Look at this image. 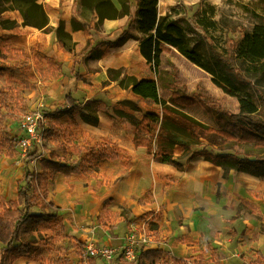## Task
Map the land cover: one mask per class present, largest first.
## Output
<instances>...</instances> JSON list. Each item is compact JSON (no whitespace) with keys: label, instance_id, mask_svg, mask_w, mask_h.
Instances as JSON below:
<instances>
[{"label":"crops","instance_id":"obj_1","mask_svg":"<svg viewBox=\"0 0 264 264\" xmlns=\"http://www.w3.org/2000/svg\"><path fill=\"white\" fill-rule=\"evenodd\" d=\"M112 1L121 9L118 0ZM130 1L131 16L135 17L137 0ZM74 4L75 0H0V89L17 88L27 100V113L34 111L37 105L30 100L43 91L48 100L45 106L44 103L39 106H44L48 113L58 107L68 108L65 98L70 92L83 104L89 100H103L109 109L99 114L98 126L85 124L79 114L75 115V124L69 126L70 118L65 115L60 119L61 126L57 127L54 137L44 142L50 149L60 142L80 146L83 149L81 155L69 152L63 157L59 152L60 158L69 164L88 158L99 146L108 145L116 158L94 162L91 171L85 175L56 176L48 188L47 200L52 207L47 212H54L57 217L39 227L43 240L39 241L35 257L20 258L13 264H107L101 259L87 260L83 256L85 245L93 243L121 249L126 237L125 227L128 230L142 226L147 219L158 223L155 239L157 237L159 242L155 241L152 247L159 246L167 260H184L203 254L208 258L209 253L196 252V235L187 233L184 225L192 223L196 215V198L202 196L205 184L214 192L216 183L221 184L227 179L221 180V169L208 162L182 160L185 169L179 171L157 162L146 148L135 145V127L126 118L134 112L124 104V108L118 106L132 101L142 110L144 100L111 81L108 70L125 68L139 80L159 82L158 76L141 55L139 42L132 39L118 48L103 45L100 58H95L100 54L95 51L84 60L89 41L92 46L98 41H115L126 27L128 17L105 20L97 30V18L91 15L88 20L75 13ZM168 12L166 8L161 9L160 0V18L166 17ZM43 16H47L48 23L39 27L36 21L40 18L43 23ZM60 21L64 22L65 31L76 43L71 52L59 45L56 29ZM169 53L179 52L175 49L165 52L162 64ZM77 74L84 80H77ZM23 81L33 84L34 88L23 87ZM120 111L126 116L121 117ZM5 123L12 138L25 137L15 119ZM67 130L72 132V137L65 136ZM177 149L179 154H176ZM177 149L175 156L180 157L183 151ZM45 154L49 156V153ZM16 159L19 157H2L0 170L11 169L17 163ZM35 161L33 168L42 173L41 160L38 165ZM19 170L21 174L15 183L7 182L5 178L0 180V199H18V182L25 175L24 160L19 163ZM249 185L255 189V179H251ZM123 211L126 214L117 217ZM245 222L251 224L249 228L254 231L256 218L248 214ZM252 233L244 237L249 240ZM120 257L123 258L119 252L115 259ZM114 264L121 263L115 260Z\"/></svg>","mask_w":264,"mask_h":264},{"label":"trees","instance_id":"obj_2","mask_svg":"<svg viewBox=\"0 0 264 264\" xmlns=\"http://www.w3.org/2000/svg\"><path fill=\"white\" fill-rule=\"evenodd\" d=\"M118 1L121 9H118L112 0H75V13H80L88 20L91 15L97 18V30L105 20L128 17L126 27L115 41H98L94 46L89 41L86 47L88 54L83 56L84 60L95 51L100 52L95 58H100L102 56L100 47L103 45L118 48L132 39L139 42L141 55L152 66L156 76L160 75L162 55L175 49L191 63L211 74L215 84H224L227 88L234 87V82L244 86L252 84L239 68L235 67L236 60L251 64L264 62V25L257 27L253 33L244 34L241 42L226 38L225 55L212 51L216 62L224 71L220 75L209 65L200 47V41L205 39L201 26L205 21L204 17L200 20L201 23L192 19L187 20L192 32L200 37L199 40H193L188 37L186 30L179 24V20H175L171 15L160 18V0H137L135 17L131 16L130 0ZM42 20L43 23H37L39 27H44L48 23L47 16H43ZM56 34L62 49L69 52L75 49L76 43L65 31L63 21L59 22ZM108 75L111 81L117 82L121 89L130 90L148 104L161 108L160 113H143L137 103L125 102L134 112L129 114L128 118L135 127L133 137L135 145L146 148L155 156L157 162L183 171L185 163L182 160L193 162L203 159L221 169V180L228 179L233 172L264 178V92L259 88H254L259 98L258 104L236 92L234 95L238 97L240 103L239 113H231L224 110L200 87L192 94L176 91L170 100L166 101L160 95L158 81L139 80L125 68L110 69ZM76 79H83V77L77 74ZM21 85L27 89L34 88V85L27 81H23ZM65 101L70 108L58 107L52 112H45L47 124L39 123V130L43 131L42 142H34L25 155V175L18 182V199L10 201L0 199V264H13L20 258L35 257L39 249V241L43 240V237L39 235V227L57 217L54 212H47L52 207L47 199L50 183L58 174L69 177L85 175L91 171L94 162L116 158L108 145L99 146L90 152L88 158H80L69 164L63 161V157L69 152L81 155L83 149L80 146L72 145L70 142H60L51 149L47 147L44 141L54 137L57 127L61 126L60 119L63 116L67 115L70 118L69 126L75 124L76 114H79L85 124L98 126L99 114L109 109L108 104L103 100H89L83 104L73 96L72 92L67 94ZM195 106L226 118L232 131L223 128H205L202 124L194 122L190 116L180 115V112ZM27 112V100L21 96L17 88L0 89V159L2 157L14 159L18 156V140L12 138L8 132L6 120L16 119L18 115ZM135 113H141V116ZM65 136L72 137L73 134L67 130ZM235 146L247 148V151L241 156L223 153ZM177 148L183 151L180 157L175 156ZM211 149H218V152L213 153ZM59 152H62L64 156L60 158ZM45 153H49V156L47 157ZM37 159L41 160L42 173H37L33 168V162ZM124 212L117 214V217H123ZM107 213L116 217L115 214ZM156 230H158V223L153 220L149 225V232L158 243V238L155 239ZM219 263L220 257L216 251L210 258H206L203 254L184 260H166L164 251L157 246L141 250L136 263L130 264ZM256 264H264V254L258 258Z\"/></svg>","mask_w":264,"mask_h":264},{"label":"rangeland","instance_id":"obj_3","mask_svg":"<svg viewBox=\"0 0 264 264\" xmlns=\"http://www.w3.org/2000/svg\"><path fill=\"white\" fill-rule=\"evenodd\" d=\"M165 8L169 11L168 15L179 20V24L186 30L188 37L193 40H199L200 37L192 32L187 20L192 19L201 23L200 20L204 17L205 21L201 26L205 39L200 41V47L209 65L220 75L224 71L216 62L212 51L225 55L226 38L241 42L244 34L253 33L257 27L264 25V0H161V9ZM40 20L39 18L36 22L40 23ZM234 65L250 80L252 83L250 86H244L238 82H234L232 88H227L224 84L217 85L211 74L191 63L180 53L166 54L158 76L160 95L168 101L176 91L192 94L200 87L224 110L239 113L240 103L238 97L234 95L236 92L242 97L250 98L255 104H258L259 98L254 88L264 92V62L251 64L236 60ZM44 94V91L40 92L30 100V103L37 104L36 109L30 111L31 113L38 111L45 115L44 106L48 99L44 97ZM42 103L44 106L40 107ZM123 104L127 106L123 102L118 107L124 108ZM142 108L143 113L161 112L160 107L145 101ZM119 113L121 117L126 116L122 111ZM135 114L141 116V113ZM23 115H18L15 120L19 124L20 131L25 134L20 126ZM180 115L190 116L194 122L202 124L205 128L214 127L232 131L226 118L216 116L200 106L188 108L180 112ZM126 118L129 120L128 116ZM21 136L18 139L23 137ZM177 150L176 154H179L180 150ZM211 151L217 153L218 149H211ZM246 151L247 148L235 146L223 153L241 156ZM25 155L26 153L20 148L19 159L15 161L17 163L12 165L11 169L0 170V180L5 178L7 182L15 183L16 178L21 174L19 163L24 160ZM39 161V159L36 160L35 164L38 165ZM194 162L205 161L197 159ZM209 166L212 168L211 165ZM251 179H255V189L249 187ZM210 188L205 184L202 196L196 198V215L192 223L184 225L187 233L192 232L196 235L194 243L197 246L196 252L209 253L208 258H210L216 251L220 257L219 264H256L258 258L264 254V178L233 172L226 181H222L221 184L216 183L214 192ZM248 214L256 218L257 226L254 231L249 228L251 224L245 222ZM132 230V227L128 230L125 227V236ZM249 232L253 233L247 240L244 236ZM115 260L121 264L124 262L130 264L121 257ZM115 260L107 264H114Z\"/></svg>","mask_w":264,"mask_h":264},{"label":"built area","instance_id":"obj_4","mask_svg":"<svg viewBox=\"0 0 264 264\" xmlns=\"http://www.w3.org/2000/svg\"><path fill=\"white\" fill-rule=\"evenodd\" d=\"M40 122L46 123V117L38 111L29 112L22 116L20 126L24 129L25 137L17 139L18 150L21 148L27 153L34 142H42L43 131L39 130ZM150 223V220L147 219L142 226H134L133 230L126 236L124 246L121 249L88 243L84 247L83 256L87 260L101 259L109 263L120 252L124 260L134 263L137 261L141 250L155 245L154 237L149 232Z\"/></svg>","mask_w":264,"mask_h":264}]
</instances>
